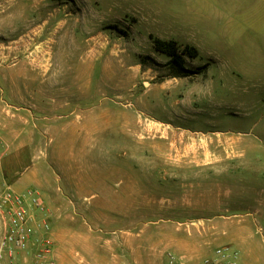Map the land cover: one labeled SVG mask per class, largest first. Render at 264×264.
<instances>
[{"label": "rangeland", "instance_id": "rangeland-1", "mask_svg": "<svg viewBox=\"0 0 264 264\" xmlns=\"http://www.w3.org/2000/svg\"><path fill=\"white\" fill-rule=\"evenodd\" d=\"M4 185L56 264H264V0H0Z\"/></svg>", "mask_w": 264, "mask_h": 264}, {"label": "built area", "instance_id": "built-area-1", "mask_svg": "<svg viewBox=\"0 0 264 264\" xmlns=\"http://www.w3.org/2000/svg\"><path fill=\"white\" fill-rule=\"evenodd\" d=\"M0 214L6 221V233L0 242V264L5 256L26 253L36 248L31 264H56L50 240L51 214L40 194L28 189L20 194L5 186L0 190ZM224 264H237V255L226 249L221 255ZM167 264H184L172 253L166 254Z\"/></svg>", "mask_w": 264, "mask_h": 264}, {"label": "crops", "instance_id": "crops-1", "mask_svg": "<svg viewBox=\"0 0 264 264\" xmlns=\"http://www.w3.org/2000/svg\"><path fill=\"white\" fill-rule=\"evenodd\" d=\"M4 137L6 136L4 135L3 138ZM3 148H7V151H9L10 149V147L8 145H5L4 142H3ZM1 220L2 221H0V240L2 238L3 231L5 230V222L3 221L2 218ZM1 264H18V259H15L14 257L10 259L9 257L5 256ZM241 264H244V263H241Z\"/></svg>", "mask_w": 264, "mask_h": 264}, {"label": "bare ground", "instance_id": "bare-ground-1", "mask_svg": "<svg viewBox=\"0 0 264 264\" xmlns=\"http://www.w3.org/2000/svg\"><path fill=\"white\" fill-rule=\"evenodd\" d=\"M149 130V129H148ZM160 130V129H159ZM164 132V131H163ZM181 132V131H180ZM168 134V133H167ZM175 134H176V132H175ZM141 135V134H140ZM177 135V134H176ZM175 135V136H176ZM145 137V136H144ZM177 137V136H176ZM204 137H207L206 139L208 140V142L207 141H205V140H203V139H201V140H193V142H194V144H193V147L195 148L197 145H199L200 143H204V144H207V146L206 145H202L201 144V146H197V147H199V148H202L203 146H206L207 148H209V143L210 144H212V140H211V136H204ZM189 139V138H188ZM176 140V139H175ZM226 140V139H225ZM197 142H199L198 144H197ZM223 143V142H222ZM171 144V143H170ZM186 145V144H185ZM187 148H189V146L187 147ZM205 150V149H204ZM208 152V151H207ZM207 155V154H206Z\"/></svg>", "mask_w": 264, "mask_h": 264}, {"label": "trees", "instance_id": "trees-1", "mask_svg": "<svg viewBox=\"0 0 264 264\" xmlns=\"http://www.w3.org/2000/svg\"><path fill=\"white\" fill-rule=\"evenodd\" d=\"M170 57L172 56V55H169ZM176 56V55H175Z\"/></svg>", "mask_w": 264, "mask_h": 264}]
</instances>
